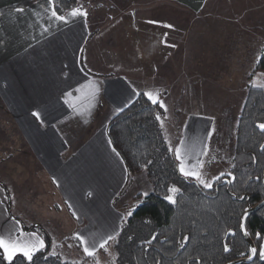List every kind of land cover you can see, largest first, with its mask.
<instances>
[{
  "label": "crops",
  "instance_id": "0c3cea01",
  "mask_svg": "<svg viewBox=\"0 0 264 264\" xmlns=\"http://www.w3.org/2000/svg\"><path fill=\"white\" fill-rule=\"evenodd\" d=\"M206 3L78 0L62 15L67 18L64 22L51 17L53 6L47 0H0V116L6 109L11 113L7 124L19 130L13 142L26 143L23 153L21 147L13 149V169L17 171L18 167L19 173L37 169L44 181L52 183L67 211L85 205L94 207L100 204L101 196L109 199L111 207L112 199L126 190V182L130 186L138 175L128 176L107 136L108 121L139 92H150L159 104L163 103L161 96L167 85L153 81L159 77L160 65L150 66L147 60L178 57L179 63L185 61L182 50L191 25L209 17ZM73 9L86 16L72 17L69 14ZM182 78L187 87L185 94L193 101L195 78ZM191 111L184 114L182 132L174 128L178 143L172 149L175 153L183 141V150L187 151L184 166L197 170L201 159L198 144L210 133L211 120L207 112ZM176 119H180L178 114ZM4 122L5 118L0 117V156L5 152ZM203 143L206 145V141ZM23 154L28 165L16 161ZM177 161L180 171L181 161ZM26 182V177L16 181L11 194L0 184V236L32 244L36 238L42 240L41 235L24 231L21 214L10 211L11 204L20 209L27 196L28 201L32 200L31 182L25 187ZM20 197L25 200L19 201ZM111 210L117 211L115 207ZM118 219L114 216L116 229L121 217ZM35 220L42 221L35 217L28 222L39 225ZM91 231L89 235L97 237L99 224ZM0 251L4 256L3 249ZM17 254L23 255L19 251Z\"/></svg>",
  "mask_w": 264,
  "mask_h": 264
},
{
  "label": "trees",
  "instance_id": "16d2710c",
  "mask_svg": "<svg viewBox=\"0 0 264 264\" xmlns=\"http://www.w3.org/2000/svg\"><path fill=\"white\" fill-rule=\"evenodd\" d=\"M77 1L53 0L52 6L63 15ZM254 70L264 72V50ZM163 115L159 103L139 92L107 126L109 141L128 175L145 173L151 187L148 194L137 195L140 204L120 221L111 243L112 264H225L247 256L240 217L247 205L264 197V129L259 127L264 124V87L248 85L234 128L229 173L220 175L210 188L180 174L160 125ZM245 226L257 254L244 264H264L258 252L264 240V206L248 216ZM23 230L41 235L45 247L35 251L31 261L21 254L9 261L0 251V264H80L51 253V240L38 225Z\"/></svg>",
  "mask_w": 264,
  "mask_h": 264
},
{
  "label": "rangeland",
  "instance_id": "374dc122",
  "mask_svg": "<svg viewBox=\"0 0 264 264\" xmlns=\"http://www.w3.org/2000/svg\"><path fill=\"white\" fill-rule=\"evenodd\" d=\"M205 8L209 16L207 21L198 19L190 27L188 42L182 50L185 61L179 63L178 57H149L147 64H157V68L160 65V69H157L160 79L157 77L153 81L167 85L166 93L161 96L166 110L163 108L164 115L160 125L171 149L178 143L174 128L179 133L182 132L184 117L188 111L207 112L209 115L211 129L207 137L198 144L197 152L201 159L197 161V170L206 182L213 184L214 177L229 173L234 152V128L248 85L264 87V72L254 70L264 50V0H207ZM138 58L142 57H134L135 60ZM185 75L188 79L195 78L192 80L196 85L193 101L185 94L187 87H184L185 78H182ZM189 90L193 92L192 87H188ZM190 103L192 108L189 107ZM176 114L180 118L179 121ZM2 115L0 117L5 118L6 123L4 122L3 127L5 152L0 156V161L3 159V163H0V184H4L11 194L14 192V183L22 177L31 182V204L27 196V201L22 202L20 209L11 204L10 211L13 214H21L20 217L25 221L21 223L23 226H29V219L35 217L42 220L35 222L38 221V227L49 236L51 253L59 254L65 259H75L80 264H112L113 239L108 240L103 248L100 244L107 240L108 236H116L120 221L126 219L140 204L137 195L148 194L151 187L149 182H146L148 179L145 173L133 174L138 175L137 179L130 186L126 182V190L121 191L116 199H112L111 207H115L116 212L111 210L106 196H101L100 204L94 207L85 205L82 209L76 207L67 211V208L60 204L59 194L53 190L52 183L44 181L37 169L34 168L32 173H19L18 167L17 171L13 169V149L21 147L20 152L23 153L25 150L22 149L26 148V143L13 142L19 130L13 124H7V120L12 119L7 109ZM188 128L189 126L186 129ZM203 141H206V145H203ZM23 155L24 157H19L16 161L18 164L28 165V158ZM200 164L203 167H200ZM188 179L198 182L191 176ZM28 182L25 187H28ZM18 199L25 200L24 197ZM35 201H38L37 205ZM114 216L117 219L121 217L117 229L114 227ZM98 224L100 234L91 237V228ZM79 236L89 243L95 242L94 260L85 258V244L81 243ZM262 247L264 240L258 252Z\"/></svg>",
  "mask_w": 264,
  "mask_h": 264
},
{
  "label": "snow or ice",
  "instance_id": "6c2138e0",
  "mask_svg": "<svg viewBox=\"0 0 264 264\" xmlns=\"http://www.w3.org/2000/svg\"><path fill=\"white\" fill-rule=\"evenodd\" d=\"M47 2L49 4H53V0H47ZM16 11H23L22 9H16ZM72 17H76L78 15H84L86 16V13L85 12H82L78 9H73L70 14ZM51 17L55 18V20H58V21H64V22H67V18L65 16H62V15H58L56 10H55V7L53 6V9L51 11ZM144 95L147 96V98L149 100L152 101L153 104H156L158 103V100L153 96L152 93L150 92H145ZM160 107H165L163 103H160ZM33 115L37 118V119H40V115L36 112L33 113ZM157 120L160 119V116L157 115L156 117ZM259 127L261 129H264V124H261L259 125ZM183 144L184 142L181 141V146H177L175 148V155H176V159L181 161V165H180V172L185 176V177H189V176H192L194 177L200 184H202L205 188H210L212 186V183L211 182H206L203 178H202V174L198 171V170H195L193 168H189V169H186L185 168V157L187 155V151L186 150H183ZM264 147V146H262ZM169 151H172V149L170 148ZM200 167H203L202 164H200ZM221 176H223L224 174L221 173L220 174ZM219 177H214L213 179H218ZM170 192H176L177 189L176 188H170L169 189ZM167 199L169 201H172V197L169 196L167 197ZM129 215H131V213H129ZM243 227V225L241 226ZM34 235V234H33ZM114 237L112 236H108L107 240H104L103 243L100 244V247L103 248L108 240H112ZM37 239V242L36 243H32V244H22L20 243L18 240H6L3 236H0V249H3V252H4V258L11 261L13 259V256L16 254V252H22L23 255L29 260L31 261L32 258H33V253L35 251H38L39 249H42L45 247L44 245V242L42 240H38ZM78 239L81 240V243L82 244H85V247H84V252L86 255L88 256H92L94 254V249H95V242H91L89 243L88 240H86L84 237L82 236H79ZM185 240H187L188 238L185 237L184 238ZM225 252L229 251L227 245H225V248H224ZM257 250L255 248L251 249V255L248 256V259L251 260L252 257L256 254ZM243 255V254H242ZM259 257L261 260H264V247H262L259 251Z\"/></svg>",
  "mask_w": 264,
  "mask_h": 264
},
{
  "label": "water",
  "instance_id": "95a60500",
  "mask_svg": "<svg viewBox=\"0 0 264 264\" xmlns=\"http://www.w3.org/2000/svg\"><path fill=\"white\" fill-rule=\"evenodd\" d=\"M261 181H262V186L264 189V169H263V173H262V177H261ZM264 206V197L261 201H259L258 203H256L253 206H249L247 205L244 212L242 213L241 217H240V232L248 246V250H249V254L245 257H240L237 258L235 260L232 261H228L225 264H244V263H249L251 261H253V259L255 258L256 254L252 257L251 260L248 259V256L251 255V249L255 248V245L252 241V239L250 238V236L248 235V232L246 230V219L248 218V216L255 212L256 210H258L259 208ZM243 225V227H241ZM256 249V248H255Z\"/></svg>",
  "mask_w": 264,
  "mask_h": 264
}]
</instances>
